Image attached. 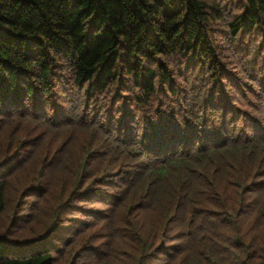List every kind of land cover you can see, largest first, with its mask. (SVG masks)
I'll use <instances>...</instances> for the list:
<instances>
[{
  "label": "trees",
  "instance_id": "trees-1",
  "mask_svg": "<svg viewBox=\"0 0 264 264\" xmlns=\"http://www.w3.org/2000/svg\"><path fill=\"white\" fill-rule=\"evenodd\" d=\"M0 215V264H264V0H0Z\"/></svg>",
  "mask_w": 264,
  "mask_h": 264
},
{
  "label": "rangeland",
  "instance_id": "rangeland-1",
  "mask_svg": "<svg viewBox=\"0 0 264 264\" xmlns=\"http://www.w3.org/2000/svg\"><path fill=\"white\" fill-rule=\"evenodd\" d=\"M31 174L32 173L29 172V175H31ZM14 213H16V212H14ZM23 214H24V211H23ZM5 219H6V217L4 215H0V226H2L4 224Z\"/></svg>",
  "mask_w": 264,
  "mask_h": 264
}]
</instances>
